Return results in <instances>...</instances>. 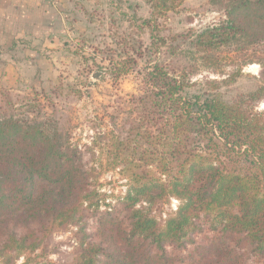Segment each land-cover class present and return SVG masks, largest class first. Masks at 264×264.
I'll return each instance as SVG.
<instances>
[{
	"label": "trees",
	"instance_id": "1",
	"mask_svg": "<svg viewBox=\"0 0 264 264\" xmlns=\"http://www.w3.org/2000/svg\"><path fill=\"white\" fill-rule=\"evenodd\" d=\"M224 11L195 41L212 72L222 48L236 75L260 66L261 85L238 99L221 94L227 79L193 80L168 58L146 68L128 121L84 149L37 121L0 119L1 264H264V0ZM104 171L128 181L118 204L101 194ZM71 230L73 251L49 261L53 235Z\"/></svg>",
	"mask_w": 264,
	"mask_h": 264
},
{
	"label": "rangeland",
	"instance_id": "2",
	"mask_svg": "<svg viewBox=\"0 0 264 264\" xmlns=\"http://www.w3.org/2000/svg\"><path fill=\"white\" fill-rule=\"evenodd\" d=\"M226 1L72 0L65 37L51 42V57L46 55L51 62L42 71L28 66L27 81L19 90L0 96V119L37 121L50 131L62 130L84 149L96 133L128 121L131 97L140 93L146 68L151 61L168 58L179 70L190 71L193 80L227 79L220 92L228 101L256 90L261 85L258 64H249L236 75V65L224 58H232L235 51L222 48L217 51L224 56L221 66L212 72L214 66L206 64L204 50L195 41L200 30L225 19ZM55 24L63 26L57 20ZM140 52L147 56L140 58ZM130 57H136L137 64ZM258 109H264V100ZM90 157L85 156L86 160ZM100 183L101 194L113 204L128 189L127 179L118 171H104ZM179 203L172 198L165 210L176 209ZM105 207L102 203L101 209ZM74 241L72 230L57 232L43 255L49 261H60L73 251ZM23 261L20 258L17 264Z\"/></svg>",
	"mask_w": 264,
	"mask_h": 264
},
{
	"label": "crops",
	"instance_id": "3",
	"mask_svg": "<svg viewBox=\"0 0 264 264\" xmlns=\"http://www.w3.org/2000/svg\"><path fill=\"white\" fill-rule=\"evenodd\" d=\"M68 6L72 0H0V91H18L28 66L44 69L51 42L67 32Z\"/></svg>",
	"mask_w": 264,
	"mask_h": 264
},
{
	"label": "water",
	"instance_id": "4",
	"mask_svg": "<svg viewBox=\"0 0 264 264\" xmlns=\"http://www.w3.org/2000/svg\"><path fill=\"white\" fill-rule=\"evenodd\" d=\"M96 74H99V73H96Z\"/></svg>",
	"mask_w": 264,
	"mask_h": 264
}]
</instances>
